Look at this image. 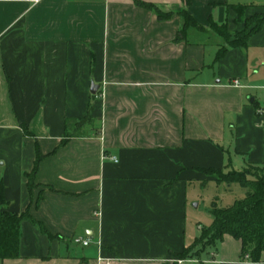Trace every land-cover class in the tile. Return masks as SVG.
<instances>
[{
	"label": "crops",
	"instance_id": "0c3cea01",
	"mask_svg": "<svg viewBox=\"0 0 264 264\" xmlns=\"http://www.w3.org/2000/svg\"><path fill=\"white\" fill-rule=\"evenodd\" d=\"M235 4L244 19L264 0H0V211L27 210L53 235L22 220L19 257L0 264H264L228 234L177 255L202 227L192 202L236 184L207 169L264 174V24L219 60L210 28L241 30Z\"/></svg>",
	"mask_w": 264,
	"mask_h": 264
},
{
	"label": "trees",
	"instance_id": "16d2710c",
	"mask_svg": "<svg viewBox=\"0 0 264 264\" xmlns=\"http://www.w3.org/2000/svg\"><path fill=\"white\" fill-rule=\"evenodd\" d=\"M137 3L143 7L152 8V5L147 3L139 1ZM247 7H249L247 4L231 6L237 13L239 20H243V28L234 34L227 32L225 23L218 25L212 19L210 20V28L223 36L225 40V44L219 48L216 54V60H219L225 54L228 47L244 46L247 39L262 28L264 24V7L243 19ZM155 12L159 19L168 16V14L156 9ZM181 14L184 18V25L203 29V26L186 11H182ZM23 130L27 133L25 125H23ZM65 140L63 139L61 143L64 144ZM42 156L37 150L33 169L31 172L25 173L29 190H32L35 186L33 176ZM205 172L214 176L217 183L238 184L245 189V195L242 198L234 199L227 206H220L212 201L210 224L202 226L199 235L194 237L192 243L177 255L179 258L198 256L200 252L208 247L215 246L225 234H228L240 240L243 255L248 253L252 262L259 261L260 254L264 250V174L262 168L257 164L249 163L242 169L209 168ZM4 203L0 186V205ZM25 219L33 223L42 232L53 237L45 226L33 218L27 210L23 212L2 210L0 211V259L19 257L21 221Z\"/></svg>",
	"mask_w": 264,
	"mask_h": 264
},
{
	"label": "rangeland",
	"instance_id": "374dc122",
	"mask_svg": "<svg viewBox=\"0 0 264 264\" xmlns=\"http://www.w3.org/2000/svg\"><path fill=\"white\" fill-rule=\"evenodd\" d=\"M221 187L214 188L212 186L206 187L204 190H202L201 195L197 197L195 201L192 202L191 207L188 211V221L189 224L192 223V228H196L198 226L195 222H198L201 226H207L211 222V203L213 198L216 196V194H223V192H227V194H223L220 199H216L218 201V205H224L227 204L226 197H232V198H242L245 195V190L240 188L238 184L233 185L230 187V189H224L220 192ZM197 204V205H196ZM76 246L80 244H75Z\"/></svg>",
	"mask_w": 264,
	"mask_h": 264
},
{
	"label": "built area",
	"instance_id": "2783aa9c",
	"mask_svg": "<svg viewBox=\"0 0 264 264\" xmlns=\"http://www.w3.org/2000/svg\"><path fill=\"white\" fill-rule=\"evenodd\" d=\"M26 2H28L29 4H35V3H38L40 0H24ZM233 84L235 85H240L239 81L237 79H234L233 80ZM256 112L257 114L260 116V117H263L264 118V107H258L256 109ZM71 241L74 243V244H80V245H83V246H86L88 243H89V240L88 239H83L82 237L80 236H74L72 237ZM244 259H250L249 257V254L248 253H245L243 255Z\"/></svg>",
	"mask_w": 264,
	"mask_h": 264
},
{
	"label": "water",
	"instance_id": "95a60500",
	"mask_svg": "<svg viewBox=\"0 0 264 264\" xmlns=\"http://www.w3.org/2000/svg\"><path fill=\"white\" fill-rule=\"evenodd\" d=\"M96 89H97V85L92 84L91 85V92L94 93L96 91Z\"/></svg>",
	"mask_w": 264,
	"mask_h": 264
}]
</instances>
